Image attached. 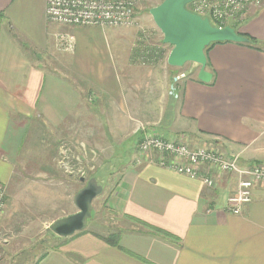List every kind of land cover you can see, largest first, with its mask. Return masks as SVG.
<instances>
[{
    "label": "crops",
    "instance_id": "crops-1",
    "mask_svg": "<svg viewBox=\"0 0 264 264\" xmlns=\"http://www.w3.org/2000/svg\"><path fill=\"white\" fill-rule=\"evenodd\" d=\"M45 8L46 0H0L2 225L14 236L33 235L29 227L42 220L41 198L52 188L63 191L53 190L49 199L59 197L68 208L59 207L55 218L75 213L74 195L86 180L64 172L100 167V173L109 165L106 172L119 175L95 201L97 209L93 199L91 219L118 224L113 232L119 247L96 236L102 233L87 222L86 231L57 237L60 243L32 264H264V182L234 213L227 197L237 186L235 173L201 166L213 179L207 186L161 165L154 151L137 148L144 133L157 134L192 147H217L238 156L241 166L264 163V0L229 23L261 42L260 48L212 44L208 83L197 79L198 68L193 73L167 64L171 46H160L162 38L155 43L165 52L157 56L146 54L152 44L144 38L135 49L127 40V52L102 51L89 38L106 27L60 32ZM31 51L40 58L32 59ZM57 52L66 61L55 59ZM41 59L44 65L37 63ZM60 157L76 161L60 166ZM32 246L24 244L18 253L32 254ZM16 263L18 258L7 264Z\"/></svg>",
    "mask_w": 264,
    "mask_h": 264
},
{
    "label": "built area",
    "instance_id": "built-area-1",
    "mask_svg": "<svg viewBox=\"0 0 264 264\" xmlns=\"http://www.w3.org/2000/svg\"><path fill=\"white\" fill-rule=\"evenodd\" d=\"M138 0H46V18L62 26L116 27L135 23ZM262 0H193L192 12L208 17L214 26L223 27L241 15L246 7L259 6ZM141 152L154 151L161 165L192 178L198 177L207 185L213 179L201 172V166L218 173H235L238 180L233 193L227 197V209L241 212L243 204L251 199V189L257 182H264V163L254 162L241 166L238 156L227 155L214 146H189L182 138H164L144 133L138 142ZM6 210L4 187L0 183V220Z\"/></svg>",
    "mask_w": 264,
    "mask_h": 264
},
{
    "label": "rangeland",
    "instance_id": "rangeland-1",
    "mask_svg": "<svg viewBox=\"0 0 264 264\" xmlns=\"http://www.w3.org/2000/svg\"><path fill=\"white\" fill-rule=\"evenodd\" d=\"M161 1L162 0H138L136 8H135V13H134V15H135V23L134 24L122 25V26H116V27H106L103 29V31L94 32L92 34V36L89 38V41L95 45H98L102 51H104V50L106 51V48H107L108 52H114V50L116 48L122 49L123 50L122 52H127L128 49L124 48L127 40H129L130 46L132 44H134V49H135L137 44L140 43V40L142 38L145 39V42H148L149 44L151 43L152 45L156 46L157 43H155V42L157 41V38H162V34L160 33V31L158 30V28L155 26L154 22L152 21V18L149 14V8L157 5ZM189 7L192 8V5H189ZM151 22L156 27L155 31L152 30L151 27H149V26H152ZM52 26H54V28L59 30L60 32H64V30H69L68 26H65L67 28H63L64 26L59 25V24H55V23H52ZM89 28H95V27L90 26ZM96 28H98V27H96ZM150 39H152V40H150ZM58 42L59 43L62 42V39L60 38L58 40ZM103 46H104V50H103ZM60 52H62V51H60ZM38 56H39V54L35 53L34 51H31V58L32 59L40 58ZM53 56H55V59L61 58L63 61H66V59H64L63 57L58 55V52L56 54H54ZM53 61H55V60H53ZM37 63L40 65H44L46 62H44L41 59V60L37 61ZM197 68L198 67H192L190 63H185L184 65L181 66V68H178V69L182 70V71H188V69H190L194 73V72H196ZM29 133H28V135H29ZM24 146H25V144H24ZM137 148H138V146H137ZM138 150H139V148H138ZM22 151L25 152L26 151L25 148L22 149ZM38 159H41V158H39V157L38 158L37 157L32 158V160L34 162L39 161ZM59 159L61 160V162L59 163L60 166L63 165L62 161H65V163L68 165H72L76 161L75 160L76 158H72V157H70V158H68V157L61 158L60 157ZM98 159H99V157H96L95 162H96V160L98 161ZM82 163L85 164L83 161V158H82ZM80 165H81V163H80ZM117 165H120V162ZM77 168H81V167H77ZM81 169L82 170H79L76 175H72V174H69L66 172H64V175H68V176L71 175L74 178L79 176L80 178H83V180L84 179L87 180V179L91 178L90 176L95 174L100 179L103 180V182H101V180H98V184H100L102 186V189H104V190L101 191L100 194H98L94 198V207L96 206L95 208L97 209L99 205H98V202L96 203L95 201L99 200L97 198L100 197V199H101L103 197V193H106L105 189L107 187V183H109V182L112 183V180L117 178L119 173L116 172V173L109 174V172H106V171L110 170L109 165L102 167L101 168L102 172H100V173H97V170L100 169V167H95V168H92L91 170H88V168H86V167H83ZM111 169H113V168H111ZM100 174H102V177L100 176ZM103 175H106L105 177L107 178V180L108 179H110V180L105 182L103 179ZM1 184L4 187V198H6L7 194H6L5 185L3 183H1ZM85 184L86 183L83 182L81 185H85ZM53 190L63 191L62 189L52 188V189L48 190V194H46L45 196H43L41 198V205L39 207L40 209L38 212L43 211V212H41L42 220L40 222H38V221L33 222L34 224L31 225L32 227H29L30 229L28 230V233L32 232L33 235L24 236V235L16 234V236H14L13 234H11L7 230L8 229L7 227H4L2 225L3 219L0 220V264H7L9 262V260H11V259L15 260L16 258H18V262H19L16 264H27L28 262H31V260L33 259L32 262L30 263V264H32L37 260L38 256L40 254H42L45 250L51 249V247H55L57 244L60 243L59 240H61V239L53 236L51 234V232L49 231V224L46 225L47 228L45 226L46 221L49 220L48 222L51 223L50 221H53V220H50V219H56L55 217L62 213V211H63L62 208H65V210L68 209L66 207V204H63V203H61L60 200H57L59 197L57 199H49L50 196L53 195L52 194L54 192ZM39 204H40V201H39ZM6 206H7V203H6ZM59 207H62V208H59ZM33 209L35 212L36 207L34 206ZM94 213H95V211H94ZM22 214H23V212L20 215H22ZM2 218H4V217H2ZM91 218L92 217H90L88 219L89 230L97 231V232L105 235V234H107L108 231H110L109 233H111L117 229L116 226H118V224H115V222H113V221H105V220L103 221L102 219H100L99 222H94L93 219H91ZM18 221H20L19 217H18ZM19 227L20 226H15V229L19 228ZM39 230H41L43 232L42 233L43 235H41V234L37 235V231H39ZM28 243L33 245L32 249H34V251L32 252V254H31V252H27L25 254L18 253L19 250L21 251V249H22L21 246H23L24 244H28ZM30 254H31V257H30ZM28 255L30 258L27 257Z\"/></svg>",
    "mask_w": 264,
    "mask_h": 264
},
{
    "label": "water",
    "instance_id": "water-1",
    "mask_svg": "<svg viewBox=\"0 0 264 264\" xmlns=\"http://www.w3.org/2000/svg\"><path fill=\"white\" fill-rule=\"evenodd\" d=\"M192 1L162 0L149 8V14L162 34V42L171 46L166 58L167 64L181 67L190 63L192 67H198L197 79L208 83L212 73L206 69L205 48L214 42L242 43L247 38L232 26H214L208 17L189 10L187 4ZM101 191L102 186L95 177L87 179L86 184L74 195L73 200L78 211L55 219L49 224V229L62 237L85 229L92 214V201Z\"/></svg>",
    "mask_w": 264,
    "mask_h": 264
},
{
    "label": "trees",
    "instance_id": "trees-1",
    "mask_svg": "<svg viewBox=\"0 0 264 264\" xmlns=\"http://www.w3.org/2000/svg\"><path fill=\"white\" fill-rule=\"evenodd\" d=\"M189 5L190 4H187V8L189 9V10H192L190 7H189ZM210 22H211V20H210ZM211 24H215L214 22L212 23L211 22ZM229 26H232L233 27V25H229ZM240 34H242V33H240ZM244 37H246L247 38V41L244 43L245 45H247V46H250V47H258V48H260V45L262 44L261 42H259L256 38H254V37H252V36H249V35H246V34H242ZM159 44H160V46L161 45H163V42H162V39L161 40H159V42H158ZM215 43V42H214ZM214 43H211L209 46H207L206 48H205V53L207 52V50L211 47V45L212 44H214ZM157 47H159V46H153V45H149L146 49H145V52H146V54L147 55H155V56H157L159 53H163V52H165V50L164 49H162V48H157ZM146 55V56H147ZM142 223V222H141ZM49 231L51 232V234L53 235V236H55V237H59V236H56L50 229H49ZM83 231H86V229H83ZM83 231H81V232H83ZM95 234V233H94ZM96 236H98L99 238H101L102 240H105L107 243H109V244H111V245H113V246H117V247H119V234L118 233H116V232H111V233H108V234H105V235H100V234H95ZM46 251H44L42 254H40L39 256H38V258H37V260L36 261H39L41 258H43L45 255H46Z\"/></svg>",
    "mask_w": 264,
    "mask_h": 264
}]
</instances>
